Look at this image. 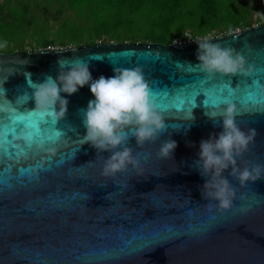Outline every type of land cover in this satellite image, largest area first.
Returning a JSON list of instances; mask_svg holds the SVG:
<instances>
[{"label": "water", "instance_id": "water-1", "mask_svg": "<svg viewBox=\"0 0 264 264\" xmlns=\"http://www.w3.org/2000/svg\"><path fill=\"white\" fill-rule=\"evenodd\" d=\"M210 37L237 50L253 71L209 76L197 66L195 40L0 51V264H264V176L241 186L226 170L236 197L219 211L202 197L206 178L195 165L199 142L222 131L219 118L214 123L205 113L219 112L228 99L238 126L256 131L237 164H264V22ZM73 55L88 62L93 79L112 76L114 67L142 69L165 127L143 146L129 139L141 172L129 166L104 177L96 149L80 145L82 113L94 99L88 85L61 93L68 104L59 120L34 110L29 80L55 77L57 61ZM33 113L45 119L43 133L17 125ZM168 139L176 142L170 158H157Z\"/></svg>", "mask_w": 264, "mask_h": 264}, {"label": "clouds", "instance_id": "clouds-1", "mask_svg": "<svg viewBox=\"0 0 264 264\" xmlns=\"http://www.w3.org/2000/svg\"><path fill=\"white\" fill-rule=\"evenodd\" d=\"M211 40V37L195 40L198 44L197 66L202 72L212 76L216 73L248 75L253 71L252 65L245 67V58L237 50ZM4 47L6 42H0V49ZM68 50L76 52L74 47ZM57 64L55 77L47 75L42 82L29 80L28 87L32 90L31 98L35 102L34 110L59 120L65 116L68 104L61 93L71 95L88 85L94 99L88 101L82 113L85 134L80 138V145L88 143L96 149V160L102 161L100 175L104 177H115L118 172L127 171L129 166L137 173L141 172V162L133 154V148L128 146L129 139L135 138L136 145L143 146L146 142L155 141L165 127V121L152 100L142 69L138 66L114 67L112 76L100 75L93 79L88 62L78 56L62 57ZM205 114L214 123L219 118L222 131L215 136L210 134L208 139L199 142L195 165L200 175L206 178L201 195L205 200L215 201L217 210H229L236 197V188L224 176L226 170L230 169L229 175L241 186L264 176V164L253 162L250 167L247 166L249 162L244 167L237 164V160L254 142L256 131L248 129L246 132L238 126L235 119L236 106L227 100L219 112ZM56 136H59V132ZM175 147L176 142L171 139L162 141L156 152L157 158L169 159ZM48 151L54 153L55 150ZM105 151L110 155L106 158L99 155ZM95 161H88L85 165H94ZM86 197L91 198L88 195ZM247 210L246 207L240 208L241 212Z\"/></svg>", "mask_w": 264, "mask_h": 264}, {"label": "trees", "instance_id": "trees-1", "mask_svg": "<svg viewBox=\"0 0 264 264\" xmlns=\"http://www.w3.org/2000/svg\"><path fill=\"white\" fill-rule=\"evenodd\" d=\"M56 1L58 7L51 16L62 18L50 32L39 30L40 23H34L39 16L43 17L47 6L35 15L30 0H0V42H6L0 51L25 48L24 39L30 31L34 38L27 44L36 49L50 46L54 38L62 44L74 45L97 39L169 43L176 37H184L185 32L217 35L248 27L253 24L252 20L264 22V0L257 3L251 14L249 0ZM45 2L49 4L51 0ZM47 33L50 38H46Z\"/></svg>", "mask_w": 264, "mask_h": 264}, {"label": "rangeland", "instance_id": "rangeland-1", "mask_svg": "<svg viewBox=\"0 0 264 264\" xmlns=\"http://www.w3.org/2000/svg\"><path fill=\"white\" fill-rule=\"evenodd\" d=\"M31 3H32V12L36 15V14H39L40 13V10L43 6H47V11L43 13V17L40 18V16L37 18V20H34V23L35 24H39V30H41V28L43 30H47V31H52L55 29L56 25L59 24L61 22V18L62 16L60 17H56L55 18H52L51 16V13H53L56 8L58 7V2L56 0H51V2L49 4H46L45 0H30ZM260 0H249V7H248V11L250 12V14L253 12L254 13V8L257 6V3L259 2ZM42 16V15H41ZM44 17L46 18V20H43ZM58 18V19H57ZM253 24H255V20H252ZM258 22H261V21H258ZM240 28H235L234 30H238ZM30 30V29H29ZM222 33V32H221ZM221 33H218V34H221ZM40 34H43V31H40ZM50 33H47V37L46 38H50ZM210 36H214V35H211V34H208V35H199V34H196V35H192L190 32H185L184 33V37H181V38H174L173 41L175 42H185V41H194V40H197V39H201L203 37H210ZM33 38H34V34L32 33V31L29 32V34L25 37L24 39V42L26 44L25 48H28V49H32L28 46L27 42L29 40H31L33 42ZM43 41V39L41 40ZM96 41H107L105 39H97ZM126 42V41H125ZM50 46L52 48H55V47H61V48H64V47H72L74 46L73 43H70V42H66V44H62L58 39L54 38L53 39V42L50 44Z\"/></svg>", "mask_w": 264, "mask_h": 264}, {"label": "snow or ice", "instance_id": "snow-or-ice-1", "mask_svg": "<svg viewBox=\"0 0 264 264\" xmlns=\"http://www.w3.org/2000/svg\"><path fill=\"white\" fill-rule=\"evenodd\" d=\"M243 86H240L241 87V90L242 91H247L245 89V84L242 83ZM235 89V88H234ZM242 100H248V99H251L250 96H243L241 97ZM227 101L229 102H233V99H228ZM4 114L3 113H0V117H2ZM13 116V118L15 119L18 114H11ZM16 123L18 126L21 125H28L30 131L33 133V134H37V133H43L45 129H47V127H43V125L46 124L45 122V119H42L41 118V114L39 113H33L31 115H28V116H24V117H19L18 119H16ZM49 139H52L51 137H49Z\"/></svg>", "mask_w": 264, "mask_h": 264}, {"label": "built area", "instance_id": "built-area-1", "mask_svg": "<svg viewBox=\"0 0 264 264\" xmlns=\"http://www.w3.org/2000/svg\"><path fill=\"white\" fill-rule=\"evenodd\" d=\"M189 41V40H188ZM186 42V41H185ZM47 47H51V46H47ZM52 48V47H51Z\"/></svg>", "mask_w": 264, "mask_h": 264}]
</instances>
